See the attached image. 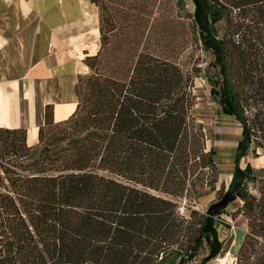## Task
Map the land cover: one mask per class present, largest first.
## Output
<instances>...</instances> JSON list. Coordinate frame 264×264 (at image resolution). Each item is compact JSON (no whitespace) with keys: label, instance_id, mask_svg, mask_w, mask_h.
<instances>
[{"label":"trees","instance_id":"16d2710c","mask_svg":"<svg viewBox=\"0 0 264 264\" xmlns=\"http://www.w3.org/2000/svg\"><path fill=\"white\" fill-rule=\"evenodd\" d=\"M192 2L200 40L222 74L220 90L210 93L241 126L227 191L242 201L250 230L235 264H264V199L244 186L259 171L239 166L254 140L264 145L258 108L264 102V39L255 34L229 52L211 28L212 6L226 10L228 3L242 13L253 8L262 29L264 0ZM99 31V50L85 58L92 72L75 85L76 108L58 122L69 127L62 154L47 146L35 153L36 144L25 143V128H0V154L11 156L3 165L9 186L0 193V264H155L178 244L176 233L186 219L177 201L197 193L198 182L216 189L214 150L206 148L193 111L192 80L175 63L149 53L139 54L126 75L118 63L113 74H104L95 66L104 44ZM46 117L40 142L43 128L53 124L49 108ZM4 133L10 138L2 143ZM194 215L198 227L176 264H189L204 245L207 253L198 264H205L224 247L216 216L191 209Z\"/></svg>","mask_w":264,"mask_h":264},{"label":"rangeland","instance_id":"374dc122","mask_svg":"<svg viewBox=\"0 0 264 264\" xmlns=\"http://www.w3.org/2000/svg\"><path fill=\"white\" fill-rule=\"evenodd\" d=\"M226 1L228 0H218L223 4ZM94 2L99 10V27L104 35L102 56L95 61V66L104 74H113V68L118 63L119 71H124L126 75L137 56L145 53L175 63L182 73L192 80L191 90L195 96L193 111L197 121L202 125L206 148L213 147L214 150L213 159L217 169L216 189L209 191L198 182L197 193L177 201L178 214L186 219L180 223V230L176 233L178 244L161 253L155 262V264H176L188 245L187 239L198 227L199 216H189V211L195 209L199 214H205L207 207L227 191L231 175L230 166L226 163L233 164L235 148L241 137V126L234 117L222 113L217 98L210 93L212 88L220 90L222 74L220 64L215 61V54L200 40L199 29L193 19L192 0H94ZM225 6L226 10L218 5L212 6L211 28L216 38L224 42L229 52L234 45L248 37H254L255 34L261 35V39H264V24L258 23L262 27L259 29L260 26L256 24L257 14L253 8L249 7L242 13L228 3ZM262 52L264 53L263 48ZM258 108L260 116L264 118V102L259 103ZM68 129L69 127L62 123L45 126L41 133L42 141L38 140L34 146L35 153L47 146L50 153L59 151V154H62V149L68 142ZM1 138L4 143V140L10 137L4 133ZM259 145V140H254L250 144L246 154L241 157L239 166L241 164L243 167H240L245 168L250 165L253 174L260 172L255 182L244 179V186L248 193L262 200L264 199V172H262L264 162L262 159L256 161L253 159L264 154V145ZM10 157L9 153L0 154V193L7 192L9 186L3 165ZM254 210L259 211V208ZM249 220L242 210V201L239 198L231 201L216 216L214 225L227 229L223 230L227 234L219 255L222 264L233 263V258L237 255L233 254V249L238 245L242 235L249 232ZM231 241L232 244L228 247ZM206 253L207 248L204 245L189 264H198ZM205 264H216V262L213 258Z\"/></svg>","mask_w":264,"mask_h":264},{"label":"crops","instance_id":"0c3cea01","mask_svg":"<svg viewBox=\"0 0 264 264\" xmlns=\"http://www.w3.org/2000/svg\"><path fill=\"white\" fill-rule=\"evenodd\" d=\"M99 40L92 0H0V128H25L32 146L48 108L53 123L66 120L78 101V77L92 72L85 58L97 53ZM253 159L264 162V154ZM226 164L232 176L234 159ZM215 227L224 240L225 227Z\"/></svg>","mask_w":264,"mask_h":264},{"label":"water","instance_id":"95a60500","mask_svg":"<svg viewBox=\"0 0 264 264\" xmlns=\"http://www.w3.org/2000/svg\"><path fill=\"white\" fill-rule=\"evenodd\" d=\"M235 199H236V196L234 194H231L229 191H225L223 195L220 197V199L211 203L207 207L205 214L209 216H215L216 214L221 212L223 209H225L226 206Z\"/></svg>","mask_w":264,"mask_h":264},{"label":"built area","instance_id":"2783aa9c","mask_svg":"<svg viewBox=\"0 0 264 264\" xmlns=\"http://www.w3.org/2000/svg\"><path fill=\"white\" fill-rule=\"evenodd\" d=\"M214 260H215L216 264H222L221 260L219 259V255L216 256V257L214 258ZM232 264H235V258H233V263H232Z\"/></svg>","mask_w":264,"mask_h":264}]
</instances>
